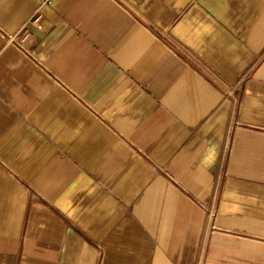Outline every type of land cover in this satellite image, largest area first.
Segmentation results:
<instances>
[{"label": "crops", "instance_id": "0c3cea01", "mask_svg": "<svg viewBox=\"0 0 264 264\" xmlns=\"http://www.w3.org/2000/svg\"><path fill=\"white\" fill-rule=\"evenodd\" d=\"M0 264H264V0H0Z\"/></svg>", "mask_w": 264, "mask_h": 264}]
</instances>
